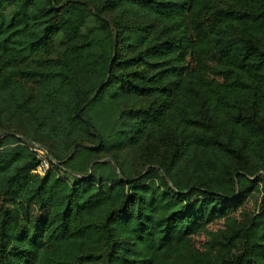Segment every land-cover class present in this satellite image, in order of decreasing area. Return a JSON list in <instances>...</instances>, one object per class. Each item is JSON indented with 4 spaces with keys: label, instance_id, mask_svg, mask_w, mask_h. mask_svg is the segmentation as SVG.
I'll return each mask as SVG.
<instances>
[{
    "label": "trees",
    "instance_id": "trees-1",
    "mask_svg": "<svg viewBox=\"0 0 264 264\" xmlns=\"http://www.w3.org/2000/svg\"><path fill=\"white\" fill-rule=\"evenodd\" d=\"M4 131L0 264H264V0H0Z\"/></svg>",
    "mask_w": 264,
    "mask_h": 264
},
{
    "label": "rangeland",
    "instance_id": "rangeland-1",
    "mask_svg": "<svg viewBox=\"0 0 264 264\" xmlns=\"http://www.w3.org/2000/svg\"><path fill=\"white\" fill-rule=\"evenodd\" d=\"M16 135L18 134H6L0 138V140H2L0 143V168H6L11 164L19 163L27 158L30 155V152L33 151V148H31L28 144L21 142L26 140L24 136L18 135L23 137V139H20ZM43 151L47 155L48 151L45 149H43ZM65 154L66 151L63 150L61 155ZM0 188L2 189L3 186L1 185Z\"/></svg>",
    "mask_w": 264,
    "mask_h": 264
},
{
    "label": "water",
    "instance_id": "water-1",
    "mask_svg": "<svg viewBox=\"0 0 264 264\" xmlns=\"http://www.w3.org/2000/svg\"><path fill=\"white\" fill-rule=\"evenodd\" d=\"M72 1H75V2H79L80 0H72ZM100 88H101V86H99L97 89H96V91L94 92V94L87 100V102H86V104L94 97V95L100 90ZM84 106H82V108H83ZM81 108V109H82ZM80 111L81 110H79L78 111V115L80 116ZM83 118V120H85L86 121V118H84V117H82ZM87 124H88V126H89V128H91V124L87 121ZM6 134H10L9 132H7V131H4V132H2V133H0V138L2 137V136H4V135H6ZM15 135V134H14ZM18 138H20V139H23V137H21V136H18V135H16ZM35 147H37V148H40V149H44V148H42L41 146H39V145H37V144H33ZM45 152H47V151H45ZM47 156L50 158V154H49V152H47Z\"/></svg>",
    "mask_w": 264,
    "mask_h": 264
},
{
    "label": "built area",
    "instance_id": "built-area-1",
    "mask_svg": "<svg viewBox=\"0 0 264 264\" xmlns=\"http://www.w3.org/2000/svg\"><path fill=\"white\" fill-rule=\"evenodd\" d=\"M35 150L38 152L39 157L41 159V165L38 167V170L41 171L43 168H45L47 166V161H46V158H45L46 154L44 153L43 149H40V148L36 149L35 148Z\"/></svg>",
    "mask_w": 264,
    "mask_h": 264
}]
</instances>
